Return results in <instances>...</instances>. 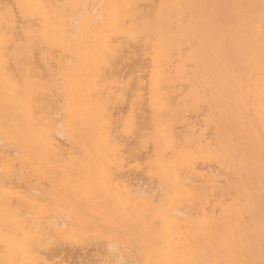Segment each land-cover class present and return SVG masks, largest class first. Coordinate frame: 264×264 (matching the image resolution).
Listing matches in <instances>:
<instances>
[{
  "label": "bare ground",
  "instance_id": "bare-ground-1",
  "mask_svg": "<svg viewBox=\"0 0 264 264\" xmlns=\"http://www.w3.org/2000/svg\"><path fill=\"white\" fill-rule=\"evenodd\" d=\"M0 264H264V0H0Z\"/></svg>",
  "mask_w": 264,
  "mask_h": 264
}]
</instances>
